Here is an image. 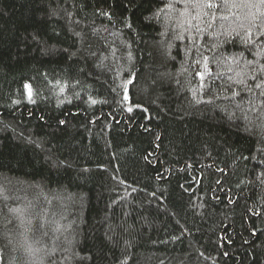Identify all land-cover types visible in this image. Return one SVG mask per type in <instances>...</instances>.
I'll return each instance as SVG.
<instances>
[{
  "label": "trees",
  "instance_id": "obj_1",
  "mask_svg": "<svg viewBox=\"0 0 264 264\" xmlns=\"http://www.w3.org/2000/svg\"><path fill=\"white\" fill-rule=\"evenodd\" d=\"M0 264H264V0H0Z\"/></svg>",
  "mask_w": 264,
  "mask_h": 264
},
{
  "label": "snow or ice",
  "instance_id": "obj_2",
  "mask_svg": "<svg viewBox=\"0 0 264 264\" xmlns=\"http://www.w3.org/2000/svg\"><path fill=\"white\" fill-rule=\"evenodd\" d=\"M209 6H211V5L209 4Z\"/></svg>",
  "mask_w": 264,
  "mask_h": 264
}]
</instances>
